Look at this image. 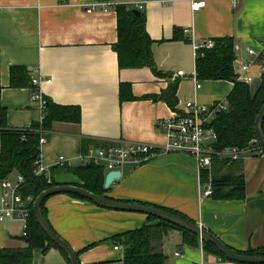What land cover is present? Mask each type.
I'll return each mask as SVG.
<instances>
[{"label": "crops", "instance_id": "0c3cea01", "mask_svg": "<svg viewBox=\"0 0 264 264\" xmlns=\"http://www.w3.org/2000/svg\"><path fill=\"white\" fill-rule=\"evenodd\" d=\"M102 1L0 0V115L4 113L8 129L26 130L40 123L43 109L31 101L35 91L52 104L79 109L78 123L54 122L50 130L40 133L44 142L39 162L47 177L52 174L62 184L77 182L65 169L83 167L88 148L127 143L161 148L165 135L156 128L158 121L183 114L189 103L209 107L227 103L233 88L230 82L198 80L200 88L195 86L194 47L230 38L240 47L234 53L237 70L242 61L250 60L246 49L259 51L258 41L264 38V0H206L196 12L188 0H114L133 10L143 5L139 12L145 17L158 74L145 67L120 70L113 48L118 40L117 17L113 9L98 5ZM12 66L25 67L27 77L39 80L38 86L34 90L11 87ZM177 72L184 73L183 78ZM253 75L252 94L261 82L256 71ZM174 80H178L175 110L151 100ZM121 85L129 86L134 100H120ZM202 171L187 152L158 154L142 165L122 166L121 177L104 196L174 210L241 253L264 248V156L249 152L224 169L243 175L241 200L205 196V186L210 184L203 180ZM205 171L210 174L211 168ZM44 207L51 229L76 253L79 264H123L124 248L112 239L149 222L146 215L108 210L67 195L48 198ZM23 235L22 222H1L0 250L25 247L14 238ZM162 247L165 264H234L205 252L199 241L196 246L184 245L182 233L174 229L167 232ZM32 251L31 264H69L54 248Z\"/></svg>", "mask_w": 264, "mask_h": 264}, {"label": "trees", "instance_id": "16d2710c", "mask_svg": "<svg viewBox=\"0 0 264 264\" xmlns=\"http://www.w3.org/2000/svg\"><path fill=\"white\" fill-rule=\"evenodd\" d=\"M113 10L117 17L118 31V40L113 45V48L117 55L119 69H140L145 67L150 69L153 74H158L155 70L151 54L152 41L144 29L145 17L143 14L140 12L135 14L133 9L127 6L117 5ZM213 42L215 45L211 50H200L195 59L196 80L228 81L233 86L226 97V111L215 115L208 126V128H211L216 133V139L212 144L213 149L216 151H223L229 148H236L240 151L252 149L253 145L251 142L256 140L255 130L253 129L254 121L259 108L264 103V75L261 77L260 86L252 94L249 86L236 82V72L233 66L235 61L234 43H232V40L230 38L215 39ZM27 76L25 67L12 66L9 73L10 86L13 88L29 86L33 89L32 80ZM177 86L178 80L169 82L167 89L159 95L152 97L151 100L165 102L170 109L175 110L178 105L176 98ZM126 98L130 100L135 99L130 94L129 86L121 85L120 100ZM44 100L45 107L40 123H34L29 128H26V130H9L4 113L0 115V180L11 176L12 173L21 175L24 179V183L20 188L22 197H31L34 200L43 190L55 187L56 185H67L56 182L52 174L49 177L45 173L41 175L34 174V162L40 156V133L50 130L54 122L78 123L80 121L79 109L77 107L55 105L45 97ZM262 129L264 131V120ZM83 143L85 144V141ZM262 154L264 156V152ZM233 162L235 161L214 158L211 166V176L207 171H202L203 180L205 182L209 181L210 188L212 189L210 197L213 200L230 201L244 198L243 175L241 173L236 175L223 172ZM65 171L77 178V182L71 183V185L86 189L98 197H105L106 190L103 188L105 176L102 167L89 164L80 168L65 169ZM67 196L84 202H90L72 194ZM44 202L42 203L41 210L47 221ZM155 208L162 209L171 215L174 214L185 220L188 219L174 210L159 206ZM147 219L149 222L144 224L142 228L116 235L112 239V241L117 242L124 248L123 264H165L162 245L169 230L174 229L181 232L182 243L184 245L196 246L198 244V238L190 232H185L174 225L172 226L150 216H147ZM26 222L24 236H26L27 241L25 247L14 250L1 249L0 264H31L32 250L41 248L43 251H46L48 247L59 250L67 260L65 253L42 233L37 222L34 220L30 205L28 206ZM201 246L205 252L210 253L219 260L230 262L209 243L202 242ZM226 247L243 256H264V248L241 253L228 246Z\"/></svg>", "mask_w": 264, "mask_h": 264}, {"label": "built area", "instance_id": "2783aa9c", "mask_svg": "<svg viewBox=\"0 0 264 264\" xmlns=\"http://www.w3.org/2000/svg\"><path fill=\"white\" fill-rule=\"evenodd\" d=\"M190 1V8L192 11L202 9L206 0H188ZM102 9H113L117 4L114 0H104L98 4ZM94 9V6H88L87 11L90 12ZM143 9L142 4H138L134 8L136 11ZM190 31L187 30L186 33ZM260 50L256 51L250 48L246 49V54L250 60L242 61L236 72V82L243 83L249 86L256 76L253 75V71L257 72L258 77L264 75V38L259 41ZM215 43L206 41L201 45L194 47V58L197 57L200 50H211ZM234 53L240 51L238 45L233 46ZM177 77L183 78L184 73L177 72ZM195 86L200 88L199 82L196 77L193 79ZM35 88L39 84V80L33 78L31 81ZM31 101L37 102L44 109L45 100L40 91H35L31 95ZM227 105L222 102L213 104L212 107L189 103L184 109L183 114L175 115L173 118L167 121H158L156 128L161 130L165 135V143L163 147L158 148L157 146H150L147 144H134L127 143L126 145H113L112 148H88L82 157L83 165H95L102 167L105 174L118 170L128 164L135 166L142 165L149 160L156 157L158 154H171L172 152H187L193 156L196 160L198 171L210 170L214 158L227 160V161H238L244 154L251 151L256 152L260 156H263L262 150L259 148L256 140L251 142L252 149L240 151L236 148H229L223 151H216L213 149V143L216 139V133L209 126V119H213L216 113L226 111ZM44 142L43 138L40 137L39 148ZM35 175H41L46 172L45 167L40 164L39 158L34 162ZM24 183V179L21 175L14 173L13 178L7 177L0 180V223L6 220H18L23 223V228L26 227V219L28 217V206L34 201L33 198L22 197L20 193L21 185ZM207 190L204 191L205 196H210L212 190L209 186H205ZM29 203L26 206V203ZM117 249V248H116ZM175 256L179 257L180 253H174Z\"/></svg>", "mask_w": 264, "mask_h": 264}, {"label": "water", "instance_id": "95a60500", "mask_svg": "<svg viewBox=\"0 0 264 264\" xmlns=\"http://www.w3.org/2000/svg\"><path fill=\"white\" fill-rule=\"evenodd\" d=\"M135 14H138L139 11L133 10ZM219 113H216L218 115ZM264 120V103L259 108L257 112V117L254 121L253 129L255 130L256 134V143L258 144L259 148L264 152V131L262 129V124ZM104 184L103 188L106 190L108 189L114 180H117L121 177V174L118 170H115L113 172H109L104 175ZM207 190V188L205 187ZM75 195L79 198L86 199L90 201L92 204L98 207H102L108 210L112 211H121V212H133L138 213L146 216H150L152 218H155L157 220L166 222L170 225H174L177 228L185 231L190 232L193 235H195L199 242H206L210 245L214 246L216 250L220 254H222L227 260L230 262L240 263V264H264V256H243L239 255L232 250L228 249L221 240L214 236L210 231L206 230L205 228L201 227L200 225L189 221L188 219L185 220L183 218H180L176 215H171L167 212H165L162 209H157L152 206H148L146 204H138V203H125V202H119V201H112L105 197H98L97 195L87 191L86 189H82L80 187H77L75 185H56L55 187L49 188L47 190H43L37 198L30 204L32 207V212L34 216L35 222H37L40 230L42 233H44L45 236L60 250H62L69 262V264H79L76 253L71 250V248L68 246V244L58 235H56L53 230L51 229L48 222L45 220L41 206L42 203L47 200L50 197L56 196V195ZM29 203H26V206H28ZM15 239L19 241H23L26 243L27 239L26 236H19L14 237Z\"/></svg>", "mask_w": 264, "mask_h": 264}, {"label": "rangeland", "instance_id": "374dc122", "mask_svg": "<svg viewBox=\"0 0 264 264\" xmlns=\"http://www.w3.org/2000/svg\"><path fill=\"white\" fill-rule=\"evenodd\" d=\"M250 86H251V88L253 89V88H255V87H256V84H251ZM213 119H214V118H213ZM213 119H212V120H213ZM212 120H211V121H209V123H211V122H212Z\"/></svg>", "mask_w": 264, "mask_h": 264}]
</instances>
